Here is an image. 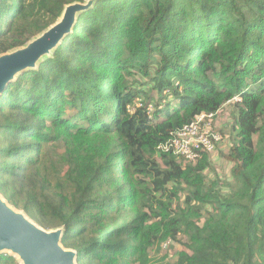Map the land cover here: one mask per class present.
Segmentation results:
<instances>
[{
  "label": "trees",
  "instance_id": "1",
  "mask_svg": "<svg viewBox=\"0 0 264 264\" xmlns=\"http://www.w3.org/2000/svg\"><path fill=\"white\" fill-rule=\"evenodd\" d=\"M88 1L0 0V56ZM237 97L228 179L158 150ZM0 195L77 264H264V0H95L0 96Z\"/></svg>",
  "mask_w": 264,
  "mask_h": 264
},
{
  "label": "water",
  "instance_id": "2",
  "mask_svg": "<svg viewBox=\"0 0 264 264\" xmlns=\"http://www.w3.org/2000/svg\"><path fill=\"white\" fill-rule=\"evenodd\" d=\"M95 0L66 7L61 19L41 36L12 53L0 56V96L22 72L35 69L69 35L80 13ZM62 229L46 231L15 210L0 195V253H8L21 264H77V254L62 246Z\"/></svg>",
  "mask_w": 264,
  "mask_h": 264
},
{
  "label": "built area",
  "instance_id": "3",
  "mask_svg": "<svg viewBox=\"0 0 264 264\" xmlns=\"http://www.w3.org/2000/svg\"><path fill=\"white\" fill-rule=\"evenodd\" d=\"M239 101L237 97L227 104ZM221 110L196 115L189 124L170 133L169 139L158 150L189 162L199 161L205 153H214L223 142V136L214 130L216 116Z\"/></svg>",
  "mask_w": 264,
  "mask_h": 264
},
{
  "label": "rangeland",
  "instance_id": "4",
  "mask_svg": "<svg viewBox=\"0 0 264 264\" xmlns=\"http://www.w3.org/2000/svg\"><path fill=\"white\" fill-rule=\"evenodd\" d=\"M235 102H231L226 104V106L223 107V109L220 111V113L216 116L215 122H214V130L219 132L223 136V143L217 148V150L214 152L212 161H213V167L220 176V178L224 181L228 179L229 173H230V165L226 163L221 157L220 152H226L228 147L231 144L230 134L226 130L231 128V125L233 124V112L234 108L232 107ZM237 103V102H236ZM235 103V104H236ZM158 162L162 165L161 160L159 159ZM211 178H214V174L208 173ZM224 192H227V188L223 189ZM226 194V193H225ZM165 249L168 248V250L173 252L176 251H182L184 248L181 245L175 244V243H168L163 246Z\"/></svg>",
  "mask_w": 264,
  "mask_h": 264
},
{
  "label": "bare ground",
  "instance_id": "5",
  "mask_svg": "<svg viewBox=\"0 0 264 264\" xmlns=\"http://www.w3.org/2000/svg\"><path fill=\"white\" fill-rule=\"evenodd\" d=\"M140 104V103H139Z\"/></svg>",
  "mask_w": 264,
  "mask_h": 264
}]
</instances>
